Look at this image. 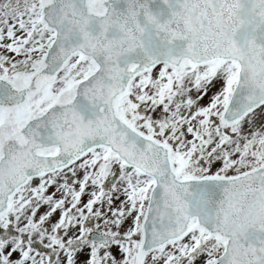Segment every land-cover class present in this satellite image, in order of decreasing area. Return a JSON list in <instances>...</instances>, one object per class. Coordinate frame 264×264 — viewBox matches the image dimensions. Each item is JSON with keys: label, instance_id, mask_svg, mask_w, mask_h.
<instances>
[{"label": "snow or ice", "instance_id": "6c2138e0", "mask_svg": "<svg viewBox=\"0 0 264 264\" xmlns=\"http://www.w3.org/2000/svg\"><path fill=\"white\" fill-rule=\"evenodd\" d=\"M0 264H264V0H0Z\"/></svg>", "mask_w": 264, "mask_h": 264}]
</instances>
